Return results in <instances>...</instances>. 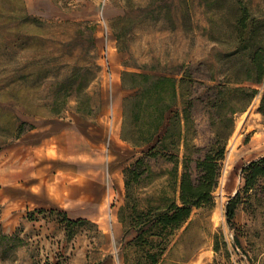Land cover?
Returning <instances> with one entry per match:
<instances>
[{
  "label": "rangeland",
  "instance_id": "374dc122",
  "mask_svg": "<svg viewBox=\"0 0 264 264\" xmlns=\"http://www.w3.org/2000/svg\"><path fill=\"white\" fill-rule=\"evenodd\" d=\"M245 1L264 15V0ZM237 13L232 0H0V264H136L135 232L125 235L130 207L179 192L170 163L127 188L124 170L141 151L121 138L135 93L122 74L181 78L203 63L199 75L208 76L222 44L235 40ZM258 88L235 116L214 206L192 212L158 264H264L263 189L232 226L226 214L243 168L264 156ZM76 179L91 189L78 202L69 198ZM46 191L65 206H35ZM66 216L88 223L67 228Z\"/></svg>",
  "mask_w": 264,
  "mask_h": 264
},
{
  "label": "trees",
  "instance_id": "16d2710c",
  "mask_svg": "<svg viewBox=\"0 0 264 264\" xmlns=\"http://www.w3.org/2000/svg\"><path fill=\"white\" fill-rule=\"evenodd\" d=\"M246 2L232 0L238 13L229 34L235 40L222 44L208 76L199 75L203 63L189 66L181 78L148 72L122 74L123 87L135 93L124 102L121 138L141 151L124 170L127 188L153 178L155 167L170 163L168 180L175 194L179 192L178 199L163 195L159 203L149 202L144 209L136 203L130 207L125 235L135 232L129 243L137 249L136 264H158L169 236L195 209L215 204L235 116L246 111L264 83V15H254ZM199 119L204 120V127ZM200 134L204 139L196 143ZM242 177V187L226 207L231 226L253 191L263 189L264 193V156L248 163ZM122 221L127 222L126 218ZM64 222L67 228L88 223L67 216Z\"/></svg>",
  "mask_w": 264,
  "mask_h": 264
},
{
  "label": "crops",
  "instance_id": "0c3cea01",
  "mask_svg": "<svg viewBox=\"0 0 264 264\" xmlns=\"http://www.w3.org/2000/svg\"><path fill=\"white\" fill-rule=\"evenodd\" d=\"M120 80V78H119ZM121 82V81H120ZM88 189V187H86ZM85 185L83 182H79L74 181V183H72V185L69 188V198L74 201V202H78V201H82L84 199V189ZM91 190V189H88ZM46 195L44 196V201L42 202H37L35 206H43L46 208H51V207H61V206H65V204L63 202H61V199L59 197H57V195H52L50 193H48L46 191ZM99 198V197H98Z\"/></svg>",
  "mask_w": 264,
  "mask_h": 264
},
{
  "label": "bare ground",
  "instance_id": "6f19581e",
  "mask_svg": "<svg viewBox=\"0 0 264 264\" xmlns=\"http://www.w3.org/2000/svg\"><path fill=\"white\" fill-rule=\"evenodd\" d=\"M245 115V113H243V115L242 116H244ZM240 124H241V121H239V125L238 126H240ZM239 128V127H238Z\"/></svg>",
  "mask_w": 264,
  "mask_h": 264
}]
</instances>
